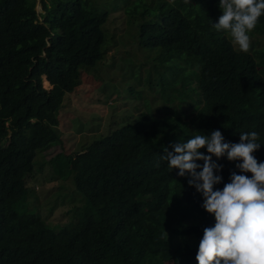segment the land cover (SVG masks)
Listing matches in <instances>:
<instances>
[{
  "label": "trees",
  "instance_id": "1",
  "mask_svg": "<svg viewBox=\"0 0 264 264\" xmlns=\"http://www.w3.org/2000/svg\"><path fill=\"white\" fill-rule=\"evenodd\" d=\"M218 5L0 0V264H198L215 218L189 177L161 159L164 147L217 129L238 143L241 132L256 131L254 155L264 162V15L245 53L212 27ZM119 8V21L110 18ZM97 71L109 77L104 85L98 78L94 89L103 90L122 71L124 90L145 112L82 152L47 158L62 144V91L43 89L41 73L73 92ZM218 163L222 189L240 170L227 157ZM34 172L70 181L50 195L55 208L70 207L68 222L42 217Z\"/></svg>",
  "mask_w": 264,
  "mask_h": 264
},
{
  "label": "clouds",
  "instance_id": "2",
  "mask_svg": "<svg viewBox=\"0 0 264 264\" xmlns=\"http://www.w3.org/2000/svg\"><path fill=\"white\" fill-rule=\"evenodd\" d=\"M184 2L187 4L190 0ZM218 6L223 14L212 27L227 33L234 48L249 52L252 44L249 34L264 15V0H219ZM47 75L41 73V87L47 91L56 90L59 96L62 91V104L66 94H73L78 87L75 86L73 92H69L67 81L61 83L49 79ZM136 109L139 115L145 112L137 106ZM125 117L127 115L123 113L119 119ZM258 140L259 134L251 131L241 132L238 143L226 142L223 133L217 129L210 134L195 135L185 142L173 143L172 151L168 146L164 147L161 159L167 162L169 169H179L180 177H189L188 185L204 198L201 206L215 218L214 226L204 228L196 255L198 264H264V162H258L254 155L261 148ZM205 148L208 154L201 151ZM213 156L217 160H213ZM224 157L236 162L240 174L232 171L230 182L224 184L222 189H217L215 186L223 182V176L217 174L223 170L218 160ZM199 160H203L204 164H198ZM60 180L63 179L47 182ZM33 183L36 195L39 184L35 180Z\"/></svg>",
  "mask_w": 264,
  "mask_h": 264
},
{
  "label": "rangeland",
  "instance_id": "3",
  "mask_svg": "<svg viewBox=\"0 0 264 264\" xmlns=\"http://www.w3.org/2000/svg\"><path fill=\"white\" fill-rule=\"evenodd\" d=\"M37 10H41L40 4ZM110 15V18H121L122 9ZM129 48H132L129 46ZM119 72L117 78L110 83V88L103 90L94 89L100 83L104 85L108 80V75L103 72L88 73L83 75L82 81L75 89L73 94H66L62 109L60 112V133L62 136V144L56 145L49 153L47 158L65 150L66 152H79L89 146L95 139L111 134L115 129L119 128L120 122H124L127 118L137 115L136 106L139 107L142 103L134 100L123 87L122 77ZM84 71L82 72V74ZM118 72L113 73L116 75ZM144 111V107L140 108ZM125 113L127 117L120 120L119 118ZM76 122H75V121ZM84 120V121H82ZM78 124L82 126L81 131L78 130ZM48 167V165H46ZM45 166V167H46ZM42 175V176H41ZM42 173L37 174L35 181L39 184L36 197L40 205V211L43 217L47 219L50 224H64L68 222L70 214L69 206L54 207L51 199V193L58 189L62 184L66 188L71 189L70 181L64 182H47L43 179ZM50 207V209H49ZM169 264V263H166Z\"/></svg>",
  "mask_w": 264,
  "mask_h": 264
}]
</instances>
